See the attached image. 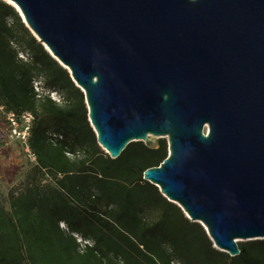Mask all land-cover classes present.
<instances>
[{
	"label": "water",
	"instance_id": "95a60500",
	"mask_svg": "<svg viewBox=\"0 0 264 264\" xmlns=\"http://www.w3.org/2000/svg\"><path fill=\"white\" fill-rule=\"evenodd\" d=\"M84 94L99 146L168 153L143 179L214 247L264 239V0H5Z\"/></svg>",
	"mask_w": 264,
	"mask_h": 264
},
{
	"label": "trees",
	"instance_id": "16d2710c",
	"mask_svg": "<svg viewBox=\"0 0 264 264\" xmlns=\"http://www.w3.org/2000/svg\"><path fill=\"white\" fill-rule=\"evenodd\" d=\"M38 77L43 82L37 99L32 84ZM48 89L73 105L59 106ZM0 105L6 112L34 115L31 146L38 156L33 180L11 196L10 211L0 203V264H71L72 234L87 240L82 264L93 257L101 264H264V239L238 242L240 253L230 256L143 179L145 169L167 156L165 138L153 149L130 142L117 158L103 152L83 92L5 0H0ZM80 151L84 159L69 161L66 154ZM44 174L51 180L41 184ZM146 207L161 210L158 220L144 219Z\"/></svg>",
	"mask_w": 264,
	"mask_h": 264
},
{
	"label": "rangeland",
	"instance_id": "374dc122",
	"mask_svg": "<svg viewBox=\"0 0 264 264\" xmlns=\"http://www.w3.org/2000/svg\"><path fill=\"white\" fill-rule=\"evenodd\" d=\"M18 57L23 60L26 59L24 53H20ZM56 62L69 74L61 63ZM42 82L43 80L38 77L34 79L32 84L33 91L37 93V99L39 97L40 83ZM47 91L48 97L59 106L67 109L73 105L71 101H64L62 95L53 91V89H48ZM9 113L0 105V203L7 211H10L11 196L22 193L33 180V167L38 162L37 153L31 146V128L35 119L34 115L30 111H23L19 114H14V116ZM12 118H14V122ZM26 119H29V122H26ZM103 152L105 151L103 150ZM66 156L69 161H76L75 159L82 157L84 159V152L80 151L74 157L69 154H66ZM50 180V176L44 174L40 179V183L44 184ZM160 212L161 210L158 207H146L142 215L146 221L154 222L158 220ZM58 227L62 230L66 229L65 224L62 222L58 224ZM72 237L74 241L70 239L72 243L69 250L72 258L71 264H82L79 255L83 253L87 240L78 234H72ZM212 245L214 247L213 242ZM85 264H101V259L93 257Z\"/></svg>",
	"mask_w": 264,
	"mask_h": 264
},
{
	"label": "bare ground",
	"instance_id": "6f19581e",
	"mask_svg": "<svg viewBox=\"0 0 264 264\" xmlns=\"http://www.w3.org/2000/svg\"><path fill=\"white\" fill-rule=\"evenodd\" d=\"M7 1H9V0H7ZM12 5H14L18 10H19V8H18V6L13 2V1H9Z\"/></svg>",
	"mask_w": 264,
	"mask_h": 264
},
{
	"label": "built area",
	"instance_id": "2783aa9c",
	"mask_svg": "<svg viewBox=\"0 0 264 264\" xmlns=\"http://www.w3.org/2000/svg\"><path fill=\"white\" fill-rule=\"evenodd\" d=\"M10 115L14 116V113H9ZM13 122H14V118H12ZM26 122H29V119H26Z\"/></svg>",
	"mask_w": 264,
	"mask_h": 264
}]
</instances>
